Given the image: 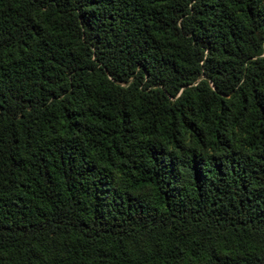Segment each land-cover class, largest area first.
<instances>
[{"label":"trees","instance_id":"16d2710c","mask_svg":"<svg viewBox=\"0 0 264 264\" xmlns=\"http://www.w3.org/2000/svg\"><path fill=\"white\" fill-rule=\"evenodd\" d=\"M0 264H264V0H0Z\"/></svg>","mask_w":264,"mask_h":264}]
</instances>
